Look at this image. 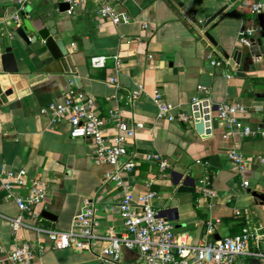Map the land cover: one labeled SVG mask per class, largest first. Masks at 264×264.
I'll return each mask as SVG.
<instances>
[{"label":"crops","instance_id":"1","mask_svg":"<svg viewBox=\"0 0 264 264\" xmlns=\"http://www.w3.org/2000/svg\"><path fill=\"white\" fill-rule=\"evenodd\" d=\"M61 2L65 0H27L23 5L18 0H0L1 53L12 48L20 78L16 97L0 101V174L4 165L26 168L29 181L41 178L49 185L45 201L24 212L27 226L15 232L10 218L21 211L0 183V245L10 249L29 243L30 264H139L134 251H126L122 262H106L88 250L56 249L48 234L37 229L69 230L88 197L96 200L100 233L109 227L119 233L124 229L119 207L123 191L105 181L110 166L95 161L92 139L72 137L67 118L55 121L50 112H43L73 90L92 95L103 116L118 109L130 123H144L129 141L138 166L128 179L136 194L146 189L149 179L154 180L151 188L158 194L157 208L174 223L178 235L199 244L247 229L264 249V199L258 196L264 194V138L227 136L218 117L223 102H241L248 108L244 121L254 129L264 128V56H252L244 48L238 67L232 63L241 47L243 28L259 27L256 36L264 34L252 11L253 4L264 0H78L72 13L61 11ZM104 4L130 19L115 24L103 18ZM37 20L54 21L72 55L74 72L37 55L24 41L18 29L31 35ZM210 55L221 63L213 65ZM93 56H105V64L92 66ZM111 78L116 81L111 83ZM2 85L0 80V99ZM200 85L209 92L199 89ZM140 88L142 95L132 99L133 91ZM155 90L176 111L187 112L193 123L160 118ZM195 98L200 101L194 102ZM233 148L246 158L243 170L228 157ZM152 152L168 160L170 167L164 174L159 162L146 158ZM207 174L217 194L214 197L201 191ZM26 192L25 188L14 190L15 194ZM45 210L56 217L44 216ZM210 219L220 222L207 233ZM3 264L14 263L4 259ZM234 264H264V257L238 255Z\"/></svg>","mask_w":264,"mask_h":264},{"label":"built area","instance_id":"2","mask_svg":"<svg viewBox=\"0 0 264 264\" xmlns=\"http://www.w3.org/2000/svg\"><path fill=\"white\" fill-rule=\"evenodd\" d=\"M27 0H18L23 5ZM70 3L69 13L73 12L78 0H65ZM122 1V0H114ZM232 2L233 0H226ZM255 14L264 12V2L252 5ZM103 18L115 24L128 21L129 15L117 11L112 5L104 4L100 8ZM17 18V17H16ZM4 27L0 23V31ZM259 31V27H246L240 32L241 47L251 45V38ZM2 49L0 48V53ZM213 65L220 64L213 55ZM105 56H93L91 64L100 67L105 64ZM231 77V76H229ZM111 78L110 82H115ZM199 89L209 92L208 88L200 85ZM143 93V88L134 90L131 98L137 99ZM153 100L158 107V116L170 121H180L192 124L194 119L187 112L176 111V106L168 102L160 90H155ZM195 98L194 102H199ZM43 112H50L55 121L67 118L71 124L70 134L74 138L89 137L93 141L94 159L97 163L110 166L104 179L122 189L123 197L119 202L120 213L124 229L119 233L113 227L100 233V215L96 200L93 197L85 198L82 210L76 216L72 228L66 231L39 228L48 234L52 246L56 249L75 248L96 253L106 262H122L126 251L137 252L139 264H234L238 255L252 254L264 257L261 240L254 238L252 233L244 229L242 233L211 242L204 240L199 244L191 243L185 236L178 235L173 222L165 219L157 208L158 194L151 188L153 179L146 183V189L136 194L128 176L138 166L136 153L129 149V141L135 138L137 132L144 128V123L137 121L130 123L118 109L110 110L108 116L100 114L96 107V99L83 91L71 90L62 100L51 102ZM248 112L245 104L236 101H225L218 108V117L225 124L226 135L241 134L245 137L261 136L264 138V128L254 129L248 125L243 116ZM109 124V126H108ZM240 170L246 166V158L242 152L233 148L228 152ZM148 160L160 163L161 174L170 167L168 160L158 152L147 154ZM264 160V158H263ZM1 186L7 191L8 197H14L21 213L10 218L11 226L16 232L25 223L24 212L32 211L42 204L49 190L48 182L41 178L28 180L26 168L15 169L3 166L0 174ZM212 180L207 174L201 180V191L206 197L216 196L211 187ZM245 186L249 182L245 181ZM16 188H25V194H15ZM219 219H210L207 222V233H212ZM105 242V245H101ZM252 242L255 248H252ZM101 246V247H100ZM42 252L44 246L40 245ZM4 256V257H2ZM33 250L29 243L15 244L10 249L0 245V264L4 259L14 264H30ZM131 264H138L133 262Z\"/></svg>","mask_w":264,"mask_h":264},{"label":"water","instance_id":"3","mask_svg":"<svg viewBox=\"0 0 264 264\" xmlns=\"http://www.w3.org/2000/svg\"><path fill=\"white\" fill-rule=\"evenodd\" d=\"M69 8L70 3L68 1L60 3L61 11L68 10ZM258 19L260 21V25L262 26V30L264 31V12L258 14ZM18 32L21 34L29 48L37 55H40L42 58H51L60 62L67 72L75 71L72 55L63 40L60 38V35L54 26L53 20L46 23L37 20L32 23L30 29L31 35H29L23 28H19ZM207 35L211 41L216 43L213 36L209 32ZM244 48H246L248 53L252 56H264V34L260 37H257L256 35L253 36L251 38L250 46L240 47L237 50L234 55V60L232 61L233 64L237 63V67L241 62L242 57L246 54ZM71 79H73V77H71ZM0 80L3 83L2 89L4 91L0 101L14 99L16 97L15 90L20 89V78L18 76V67L15 55L11 47L6 48L4 53H0ZM258 196L264 199V194H258ZM43 215L48 218L56 217L52 212L47 210L43 212Z\"/></svg>","mask_w":264,"mask_h":264}]
</instances>
